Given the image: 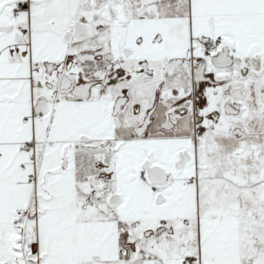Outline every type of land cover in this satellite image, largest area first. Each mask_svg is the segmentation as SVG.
I'll return each instance as SVG.
<instances>
[{"label":"snow or ice","instance_id":"1","mask_svg":"<svg viewBox=\"0 0 264 264\" xmlns=\"http://www.w3.org/2000/svg\"><path fill=\"white\" fill-rule=\"evenodd\" d=\"M0 264H264V0H0Z\"/></svg>","mask_w":264,"mask_h":264}]
</instances>
